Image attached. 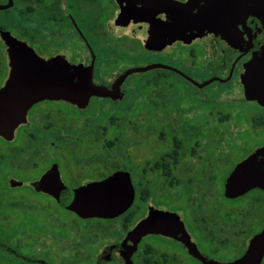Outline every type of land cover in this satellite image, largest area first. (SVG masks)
<instances>
[{"label":"flooded vegetation","instance_id":"obj_1","mask_svg":"<svg viewBox=\"0 0 264 264\" xmlns=\"http://www.w3.org/2000/svg\"><path fill=\"white\" fill-rule=\"evenodd\" d=\"M8 3L0 18V92L11 74L9 46L2 38L7 32L31 58L60 56L67 74L90 76L94 84L113 93L91 96L89 102L93 97L115 104L128 99L129 106L109 116L103 115L105 107H99L103 116L86 118L77 125L76 118L64 123L57 111H39L42 103L59 100L34 102L24 118L14 111L18 107L8 108L0 118L1 131H12L9 138L0 135L5 147L0 168L9 171L6 183L12 188L28 186L55 200L48 192L37 190L36 182L56 163L65 184L57 161L49 162L33 177L16 178L12 172L28 174L37 168L35 157L43 154L44 133L51 134L46 148L54 141L59 146L64 143L58 131H89L87 138L80 139L79 134L74 139L78 142L75 155L84 157L67 159L77 183L65 185L75 188L124 171L134 188L133 203L140 200L144 204L137 206L145 211L137 218L132 203L119 216L100 218L110 224L114 219L122 221L115 229L119 238L98 247L95 264L124 255L131 242L123 247V238L151 207L177 215L169 222L174 235L149 233L157 243L149 239L141 246L143 236L131 255L133 264H185L186 255L202 264L178 238L183 235L207 259L229 263L243 256L250 240L264 228V190L253 186L227 196L225 183L235 166L253 153L254 171L259 176L264 173V140L248 145L259 133L255 130L264 129V106L245 96L242 83L246 65L254 60L264 77V0H3L0 5ZM178 4L186 9H177ZM15 5L18 24L14 30L8 26V11ZM153 63L168 67L132 70ZM228 81L238 83L241 96L236 103H218L223 91L215 84ZM260 94L264 102V90ZM244 101L253 104L245 109L248 102ZM232 105L241 110L233 111ZM107 118L114 120L112 124H125L130 131H107ZM220 118L224 123L219 128ZM249 118L251 128L230 131L226 124ZM144 119L149 125L140 130L146 131H137ZM85 124L87 129H78ZM30 131H38L39 137ZM28 138L33 142L34 157L26 163L22 158ZM138 145L149 148L148 159H137ZM10 178L21 184L13 185ZM50 182L54 187L46 185ZM42 185L54 191L59 178L45 176ZM9 196H0V213ZM218 197L230 201L221 207ZM254 224L256 231L252 230ZM202 249L210 250L211 255ZM259 264H264V253Z\"/></svg>","mask_w":264,"mask_h":264},{"label":"rangeland","instance_id":"obj_2","mask_svg":"<svg viewBox=\"0 0 264 264\" xmlns=\"http://www.w3.org/2000/svg\"><path fill=\"white\" fill-rule=\"evenodd\" d=\"M2 1L3 0H0V3ZM15 12L16 5L11 7L8 11V16L10 18L8 19V26L14 30L17 28L18 24L16 19L17 16L14 14ZM5 13L6 11L0 9L1 19L2 17L4 18ZM139 76L140 75H137L135 78H138ZM215 86L218 87L219 92L223 91V95H219L218 97V103H236L239 96H241L239 91L240 86L236 81H228L221 84L217 83ZM244 102H248L247 105L245 104V109H247V106L253 104L250 101ZM128 106V99L124 100L121 104H115L113 102L102 101L101 99L93 97L87 107L84 108H77L65 101L59 100L42 103L39 111L54 113L57 111L61 114L62 122H71V118H76V122H73L77 125L86 118L89 119L93 117V119H96L99 115H102L103 112L99 113V107L101 109L105 107L104 109H107V112H104L103 115L105 114V116H109L121 113V111L125 107L128 108ZM237 106L238 105H232L233 111L241 110L237 109ZM243 106L244 105H242V107ZM242 121L241 123L239 121L228 120L226 124L230 131H238L241 128H251L252 121L250 118L246 121ZM86 125L87 124L83 125V127H78V129H87L88 126L85 128ZM144 125L149 124H147L145 119L140 120V126L137 128V131H146L145 129L140 130ZM106 126L107 131H130L125 124H112L108 118L106 119ZM68 128L72 129L70 126H68ZM255 131L259 133L256 137L253 136V139L248 140V145L252 146L264 140V129L257 128ZM30 132L35 134L37 138L39 137L38 131ZM49 132L43 134V154H41V157L39 158L35 157L37 160V168H32V171L28 174L18 170L14 173L12 172V174L16 178L22 179H24V177H33L36 176V174L49 162L55 160L60 165L62 179L65 184L73 186L77 183V180L75 177H71L74 171L68 167L66 162L67 159L68 162L76 160L77 158L75 156H80V159L84 157L79 154L75 155L76 150L74 149L78 147V142L74 139L78 138L79 134L80 139L87 138L88 136L86 134L89 131H75L74 134L76 135L72 134L71 131H58V135L64 139L63 141L65 144L63 143L59 146L54 141V145L45 148V146L50 143L51 134ZM29 141L30 139L28 138L26 142V150L22 158L26 163L31 161L34 157L33 142ZM145 144H149V141H144V145ZM140 145L137 147V149L139 148L137 150V159L146 160L149 158V148H143V146ZM4 149L5 147L0 142V153H2ZM0 165H2L1 160ZM8 173V170L0 168V196L7 193L10 195L9 199H6V203L3 205L4 211L0 213V243L3 244L4 247L18 251L19 253L35 260H44L48 264H95L98 247L104 243H109L119 238L118 234L120 232L115 229L119 227L122 218L112 220L111 224L109 220L106 221V219L81 218L73 212L62 208L52 197L37 193L28 186H22L19 188L10 187L5 181V175ZM46 185L54 187L53 182H50V184L46 183ZM218 200L221 207L226 206V203H229L230 201L222 197H218ZM138 203L139 206L144 204L136 199L130 207L131 209L135 208L134 215L137 213V218L145 212L144 209L140 211L141 208L137 206ZM233 204H235V202ZM257 227L256 224H254L252 230L256 231ZM112 229H114V231ZM149 239L157 243V239L149 237L148 234L142 238L141 246L149 243ZM1 249L0 264H40L37 261L27 262L21 258L18 259L14 257L13 254ZM203 251L207 255H211L210 250ZM106 264L118 263L107 261ZM185 264L200 263L194 258L186 255Z\"/></svg>","mask_w":264,"mask_h":264},{"label":"water","instance_id":"obj_3","mask_svg":"<svg viewBox=\"0 0 264 264\" xmlns=\"http://www.w3.org/2000/svg\"><path fill=\"white\" fill-rule=\"evenodd\" d=\"M8 6L10 3L0 5V9ZM175 6L177 5L174 4ZM178 6L177 9H186L184 4H178ZM6 34L2 38L9 46L11 74L9 82L0 92V118L8 108L13 110V106L18 107L14 111L18 112L21 118H24L31 104L45 99L62 100L83 108L88 104L91 96H112L113 93L108 91L105 86L94 84L90 76L84 77L82 73H79L72 77L63 71L65 62H61L60 56L51 60L31 58L27 52H23L15 38L7 32ZM258 64V60H254L246 65V70L242 73V83L245 96L251 100L257 99L264 106V102L261 100L262 94H260L264 90V77L261 75ZM153 67L168 66L153 63L132 70L144 71ZM125 75L120 77L119 81L123 80ZM9 90L13 91L10 93ZM12 98H15L16 101L13 102ZM12 120H16V118ZM0 121L2 122V119ZM1 128L2 126H0V135L9 138L12 131H1ZM254 157L255 153L240 161L228 176L225 183L227 196L240 194L253 186H259L264 190V173L259 176L254 171ZM45 176L59 178V186L56 190L47 191L45 189L42 185V179ZM10 181L13 185L21 184V181L12 178ZM36 186L37 190L52 195L62 208L72 211L81 218H114L119 216L131 206L135 194L129 174L124 171H115L102 180L87 181L75 188H70L61 181L56 163L52 164L42 174L36 182ZM176 217L177 215L174 213L151 207L146 216L141 218L123 238L121 246L126 247L127 241L131 242L125 248L124 255L107 257L97 264H105L107 260H117L121 264H133L131 255L141 238L149 233L174 235L169 222ZM178 238L185 243L189 253L198 258L202 264H259L264 253V228L253 236L243 256L229 263H220L202 256L187 235ZM0 248L24 261L48 264L44 260H35L18 251L4 247L1 243Z\"/></svg>","mask_w":264,"mask_h":264},{"label":"trees","instance_id":"obj_4","mask_svg":"<svg viewBox=\"0 0 264 264\" xmlns=\"http://www.w3.org/2000/svg\"><path fill=\"white\" fill-rule=\"evenodd\" d=\"M114 120L112 119L111 120V122H113ZM224 123V119H222V118H220L219 119V124H218V127L220 128V126L222 127V125L221 124H223ZM1 249V248H0ZM1 250H3V249H1ZM4 251V250H3ZM6 252V251H5ZM14 256V255H13ZM14 257H16V258H18V259H20L19 257H17V256H14ZM28 262V261H27Z\"/></svg>","mask_w":264,"mask_h":264}]
</instances>
